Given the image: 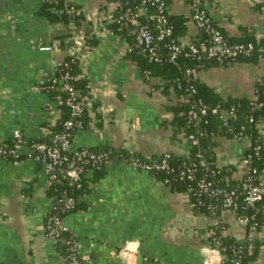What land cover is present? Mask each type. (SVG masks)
I'll use <instances>...</instances> for the list:
<instances>
[{
	"label": "crops",
	"instance_id": "obj_1",
	"mask_svg": "<svg viewBox=\"0 0 264 264\" xmlns=\"http://www.w3.org/2000/svg\"><path fill=\"white\" fill-rule=\"evenodd\" d=\"M45 1L0 0V142L13 140L15 130L28 140L46 135L45 123L55 104L47 93L32 87L48 81L55 66L73 53L80 58L89 93L102 114L76 132L73 148L112 147L147 158L166 152L188 157L185 134L176 131L172 122L171 107L179 97L173 89L163 91L161 76L142 72L128 57L127 39L110 32L107 18L113 2L64 0L85 14L82 23L68 29L40 14ZM167 5L170 14L187 17L182 41L201 35L191 19L195 8L204 10L228 37H239L246 29L264 38V0H167ZM65 32L70 36L58 37ZM86 34L96 38L93 45L84 44ZM47 45L52 50L40 49ZM197 77L223 98H254L264 82V59L256 64L230 61L204 66ZM258 133L264 146V120ZM217 142L216 165L237 179L252 138L219 136ZM19 149L27 151L22 145ZM50 183L38 162L26 156L0 157V264H70L46 236ZM79 202L82 207L65 222L87 257L85 264H215L220 260L211 248L213 216L195 211L187 193L173 191L153 173L119 159L106 166L104 176L79 196ZM219 219L226 225L225 234L238 241L247 235L234 211L221 210ZM258 237L264 241V220ZM257 260L264 264V246Z\"/></svg>",
	"mask_w": 264,
	"mask_h": 264
},
{
	"label": "trees",
	"instance_id": "obj_2",
	"mask_svg": "<svg viewBox=\"0 0 264 264\" xmlns=\"http://www.w3.org/2000/svg\"><path fill=\"white\" fill-rule=\"evenodd\" d=\"M108 2L117 3L118 0H107ZM131 5H137L141 0H128ZM167 1V0H166ZM127 7V4L121 5V8L113 10L109 13V18L115 19L112 22L108 23L107 27L114 34L127 38V33L125 31V25L122 21L117 20L116 18ZM105 8V7H104ZM154 11V8H150V12ZM40 14L44 15L50 23H59L62 25H67L68 29L73 25H78L83 22L85 14L80 11L78 8L73 7L67 4L64 0H46L42 9H40ZM145 20V18H143ZM168 21L172 27V37L178 39L181 35L185 33L187 17L183 15H174L168 12ZM73 27V26H72ZM219 29V28H218ZM219 31L229 40L230 43H239V42H252L254 45L253 50L249 55H240L233 61H242L249 64H256L260 59H264V38L256 37L254 34L248 32L246 29L243 30L242 35L239 37H228L223 31ZM70 36L69 32L62 33L58 35L62 40ZM206 37L205 33H201L199 38ZM86 41L88 45H93L96 42V38L86 34ZM164 51V50H163ZM128 57L134 60L142 72L149 71L150 75L161 76L164 79L163 91L167 93L170 89H173L178 97L189 96L191 100L202 99L204 103L209 105L210 108L219 107L220 109H229L231 107L235 108L236 115L231 117L227 121V125L224 124V121L219 117L218 113H213L211 110L208 111L201 119L199 129L196 128L188 118V109L189 104L181 103L172 106L173 110V127L176 131H182L185 135L190 133L197 134V140L188 139V144L190 146V151L188 157H183L171 153L168 157L169 165L171 166V171L166 170H153L152 173L161 181H171L167 183L173 191L187 193L189 186H195V182L189 179L179 178V172L193 161H200L203 159L206 162L209 171L214 175L215 178L219 179L223 184H228L230 187H236L239 185L237 179H231L229 174L225 172L224 168H219L216 165L215 158L217 154V137H232L233 133L236 131H241L244 134L249 135L252 138V147L248 149L247 153H251L254 157L253 162L257 167V173L259 175H264V146L261 143L260 136L258 133V124L264 120V82L258 85L256 96L254 98L243 97H226L223 98L219 93L213 89L211 86L205 82H201L197 77V71L201 67L221 64L217 60L213 59H196L185 57L180 55L174 62H154L150 61L143 54L137 52L136 50L128 53ZM227 63V62H225ZM222 63V64H225ZM187 67L194 68L196 70V75L188 80L185 77V70ZM58 68L61 71H69L72 74L79 75L82 73V67L80 64V58L76 55H66L63 62L58 65ZM51 81H46L43 85L50 84ZM75 86L83 93H89L88 79L85 77H79L74 81ZM47 93L50 96L52 105L51 109H57L61 111L60 116L56 119L55 123L52 124L51 121L45 123L46 135L35 139V141H41L46 143H53L55 137L58 133H61L65 130L64 122L67 119L73 118L71 114V109L65 103V93L59 90L50 89L47 90ZM61 96L63 101L58 103V98ZM92 114L89 110H85L83 114L79 116V119L82 121L83 129L88 127L93 117H102L101 112H98L97 106L94 104L92 109ZM253 117L254 121H250V118ZM197 130H200L197 132ZM76 134V131H72V138ZM9 146L14 145V140L8 141ZM261 144V147L256 150L254 149L255 145ZM89 149L91 151L100 152L106 151L107 155L102 162H88L83 163V172L78 182H72L71 179L66 175L65 171L73 168L76 164H80L82 157L75 154V149H68L63 152L68 159L63 161L60 164L58 170L57 179L51 181L48 196L51 199V213H56L58 216L62 217L64 220L66 217L77 210H79L82 205L79 202V196L84 195L91 191L92 185L98 182L105 174L106 166L104 163L105 159L113 162L115 159H119L123 162H127L131 158H134L143 163H153L161 161V156L156 157H143L139 154H129L124 149H115L112 147H80L76 148L81 151L83 149ZM200 154V156H198ZM14 159V158H12ZM16 160V159H15ZM44 161L38 162L40 165H44ZM91 172V175L88 173ZM227 179V180H226ZM167 181V182H168ZM190 201L194 203V210L200 213L210 214L211 209H213L215 204L221 202V198H210L205 195H194L193 193L188 194ZM67 197H73L76 199L74 208H65L64 201ZM201 201V203H200ZM239 208L238 212L241 214L254 216V220L262 226L264 220V197L259 200L255 206H247L243 203L241 196L238 198ZM221 207L218 206L215 210L213 217L217 221L213 225V232L211 238L214 236L218 237L221 242V245L225 247L222 251L229 259L226 260V264H230V259L234 247H238L239 243L234 237H231L225 234L224 230L221 228L222 225H225L219 219V214L221 212ZM45 217V222H46ZM65 239H71L75 236L72 232H65ZM57 246L62 252V255H67L70 253L67 244L63 240L57 241ZM244 248L240 251L242 253V262L241 264H252L255 263L260 252L264 246V241L260 237H256L253 242L252 253H248L247 242L244 244Z\"/></svg>",
	"mask_w": 264,
	"mask_h": 264
},
{
	"label": "built area",
	"instance_id": "obj_3",
	"mask_svg": "<svg viewBox=\"0 0 264 264\" xmlns=\"http://www.w3.org/2000/svg\"><path fill=\"white\" fill-rule=\"evenodd\" d=\"M124 3L127 4V7L121 11L116 19L124 23L127 36L130 38V40L125 38L127 39V52L130 53L136 50L150 61L174 62L180 55H184L185 57L196 59H213L222 64L233 61L240 55H249L254 48L252 42L230 43L219 31L212 18L200 8H195L191 19L199 33H205L206 37L182 41L179 38L176 39L172 37L173 31L168 21L169 11L166 0H141L134 6L129 4L130 2L128 0H118L117 3L113 2V10L121 8V5ZM152 7L154 11L150 12V8ZM143 18H145V20H143ZM107 20H109L108 22L110 23L115 19L108 17ZM110 32L113 33L112 31ZM85 43H87L86 39H84V44ZM40 49L50 51L52 50V46L47 45L40 47ZM71 55L75 54L72 53ZM147 73L148 72L145 71V74ZM195 75L196 70L194 68H186L185 77L188 80L192 79ZM79 77H84L83 73L75 75L69 71H61L56 65L54 73L49 79V81H51L50 84H36L32 87L33 90L37 92H46L47 90L55 89L64 92L66 95L65 103L70 107L73 118L67 119L64 122L65 130L56 135L54 142L46 143L28 140L19 130H15L13 133L14 145L9 146L8 144L0 142V157L19 160L26 156L35 162L44 161L43 167L50 181L57 179L60 164L68 159L63 152L73 148L72 131L77 132L83 129V124L79 116L83 114L85 110L91 111L94 106L92 95L90 93L81 92L75 86L74 81ZM57 101L58 103L63 101L61 96H59ZM181 103L189 104V121L198 129L202 117L206 115L209 110L213 113H218L225 125H227L229 118L236 115L234 107L229 109H220L219 107L210 108L202 99L193 101L189 96L185 95L179 97L177 104ZM60 114V110L54 109L51 111L50 121L52 124L55 123ZM250 121H254L253 117L250 118ZM199 131L200 130H197V132ZM248 136L249 135L241 131H236L231 138L241 140ZM184 137L186 141H188V139L197 140L196 133H190L189 135H184ZM21 145L27 148L25 154L19 149ZM251 147L252 145L250 148ZM260 147L261 144H258L254 146V149L258 150ZM75 154L82 157L80 164H76L73 168L65 171L72 182L79 181L81 173L83 172V163L102 162L107 152H95L85 148L81 151L75 149ZM170 155V152H166L162 155L161 161L153 163H143L134 158H131L126 163L134 169L144 170L150 173H152L153 170L171 171L172 168L168 162V157H170ZM198 156H200V154ZM253 159V155L247 152L241 157V167L237 177L239 185L236 187H230L228 184H223L219 179L215 178L203 159L185 165L179 172V178L189 179L195 182V186L188 187L187 194H203L210 198L222 199L219 204H215L213 209H211L210 214L212 216L215 214V210L218 206H220L221 209L234 211L236 213L238 225L248 230L247 235L242 241L236 240L239 245L238 247L232 248V255L234 256L231 257L230 264H241L242 253H240V251L244 248L243 244L245 242H247L245 247L248 253H252L253 242L256 237H258L261 230V225L254 220L253 215L249 216L238 212V198L240 196L243 203L250 207L255 206V204L264 197V175H259L257 173L258 169ZM104 163L108 165L111 162L105 159ZM167 181L163 183H171V181ZM75 202V198L67 197L64 201V207L74 208ZM191 204L194 206V203L191 202ZM51 208H53L52 204L45 216L47 218L46 236L56 243L61 239L67 244L70 253L63 255V259L66 263L85 264L87 257L80 253V243L75 237L64 240V233L71 231L62 217L58 216L56 213H51ZM214 223L216 224L217 221L215 220ZM221 228L226 230V225H222ZM211 248L220 255V260L215 264H226V260L229 259V257L222 252L225 247L221 245L218 237L214 236L211 238ZM252 264H258V260Z\"/></svg>",
	"mask_w": 264,
	"mask_h": 264
},
{
	"label": "water",
	"instance_id": "obj_4",
	"mask_svg": "<svg viewBox=\"0 0 264 264\" xmlns=\"http://www.w3.org/2000/svg\"><path fill=\"white\" fill-rule=\"evenodd\" d=\"M72 264H80V263H72Z\"/></svg>",
	"mask_w": 264,
	"mask_h": 264
}]
</instances>
